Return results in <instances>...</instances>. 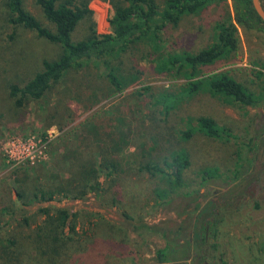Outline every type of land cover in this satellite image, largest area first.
Wrapping results in <instances>:
<instances>
[{"label":"rangeland","instance_id":"obj_1","mask_svg":"<svg viewBox=\"0 0 264 264\" xmlns=\"http://www.w3.org/2000/svg\"><path fill=\"white\" fill-rule=\"evenodd\" d=\"M156 1L163 8L166 0ZM24 7L54 30L34 0H24ZM89 8L92 16L78 24L72 34L74 42L87 37L92 24L99 34L111 31L109 2L93 0ZM233 17V2L220 0L195 14L184 15L176 26H168L163 32L161 52L157 53L148 41L136 44L113 61L114 66L139 72L136 83L121 93L113 94L103 77V66L90 63L68 74L44 99L26 100L18 108L10 87L27 83L42 70L43 61L57 59L62 49L13 25L8 9L0 1V253L10 246L6 240L16 241V247L10 250L33 253L36 244L29 237L36 236L35 231L45 219L39 210L49 208L51 212L67 209L70 227L75 228L73 239L64 244L55 264H264V107L239 104L207 87L181 97L168 114L155 100L162 93H180L193 81L221 73L264 99L261 24L254 29L238 27V50L228 58L198 67L192 79L188 67L182 73L174 69L160 73L156 68L160 55H193L208 48L216 40L217 26L232 22ZM200 118L212 120L219 135L209 136L202 131ZM88 124L115 138L121 131L123 135L131 131L128 142L120 141L119 153L115 155L111 150L108 154L118 168L104 173H112L110 176L100 175L104 191L99 198L88 194L84 200L59 197L53 202H40L35 198L39 186L47 181L62 185L66 176L78 171L86 156L76 152L84 142L92 141ZM187 131L192 132L190 138L183 136ZM32 136L41 138L47 159L34 165L9 162L5 143L11 138ZM179 152L188 158L182 170L181 194L160 176L140 171L147 161L170 162ZM250 182L256 184L257 195L245 204V196L242 203L237 199L232 202L219 234L211 223L206 237V216H200L195 230L200 225L197 234L202 240L194 242L197 245L186 258L157 263L158 249L168 243L177 247L188 239L193 230L188 221L201 210L199 202L206 208L213 198H219L215 188L229 186L232 191L242 192L251 189ZM163 188L167 190L165 195ZM163 198L168 201L166 205H161ZM140 223L158 231L149 233L139 228ZM5 258L0 255V264H9Z\"/></svg>","mask_w":264,"mask_h":264},{"label":"trees","instance_id":"obj_2","mask_svg":"<svg viewBox=\"0 0 264 264\" xmlns=\"http://www.w3.org/2000/svg\"><path fill=\"white\" fill-rule=\"evenodd\" d=\"M0 1L8 9L10 22L13 25L30 30L39 38L58 44L62 49L57 59L43 61L42 70L27 83L19 87L15 85L10 87V95L15 106L21 108L26 100L44 99L68 74L79 72L90 63L98 68L104 67L103 77L110 85L113 94L123 92L136 83L139 72L134 68L122 69L118 65L114 66L113 61L129 53L136 44L145 41L153 45L157 53L161 52L163 32L168 26H176L184 15L195 14L207 5L220 0H166L163 8H160L156 0H104L108 1L112 8V16L109 20L111 31L99 34L92 24L88 36L76 42L72 40V34L82 20L92 16L89 4L93 0H34L41 8L44 18L54 26V30L44 26L28 12L24 7V0ZM231 1L234 9L233 21L217 26L216 40L211 46L193 55H168L165 58L159 54L156 60L157 70L160 73H169L174 69L182 73L183 69L188 67V77L192 79L196 76L198 67L213 64L221 58H228L238 50V27L254 29L260 24L264 25L252 6V0ZM203 87H207L214 94L230 97L242 105L264 107L263 98L255 97L242 84L225 73L193 81L182 92L162 93L155 100L164 113L168 114L181 97L192 95ZM88 125L87 133L92 141L84 142V147L76 152L85 154L84 162L82 161L78 166L76 174L65 177L62 185L47 181L45 185L39 186L35 198L40 202H53L59 197L71 201L84 200L88 194L99 198L104 191L103 184L99 181L100 175L110 176L112 173H104L118 168V163L108 159V154L112 150L117 155L120 141L128 142L131 131L126 132L125 135L121 131L115 138L111 134L103 133L92 124ZM199 127L209 136L219 135L215 123L210 119L200 118ZM183 136L190 138L192 132H184ZM187 165V155L179 152L173 154L170 162L164 161L160 164L147 161L141 164L140 171L151 176H160L162 180L167 181V186L172 185L177 190V194H181V190L184 189L182 170ZM167 169H170V172L166 171ZM163 189L162 193L165 195L167 190ZM166 203L168 201L165 200L161 205ZM39 212L45 215V219L35 231L36 236L29 237L30 241L36 244L34 252L22 254L10 250L9 247H16V241L6 240L10 246L4 248L0 255L7 257L5 258L7 263L24 264L27 261V264L34 262L55 264L62 256L64 244L73 239L71 234L75 232V228L70 227L71 214L67 209L51 212L49 208H41ZM139 228L149 233L158 231L144 223H140ZM177 234L180 235V230ZM200 239L202 240L198 234H195L194 242L197 243ZM190 246L188 239L177 247L168 243L163 249L156 251V261L166 263L184 260L190 251Z\"/></svg>","mask_w":264,"mask_h":264},{"label":"flooded vegetation","instance_id":"obj_3","mask_svg":"<svg viewBox=\"0 0 264 264\" xmlns=\"http://www.w3.org/2000/svg\"><path fill=\"white\" fill-rule=\"evenodd\" d=\"M264 4V0H262V5ZM260 169V167H259ZM251 185H253L251 187L250 190H241L242 192H240V190H235L232 191V189L227 186L224 188H215L218 191V195L219 198H213L210 202V206L205 208V205H201V202L198 203V205L200 206L199 211L196 212L195 216L192 218L191 221H188L191 225H192V229L191 233L188 235V242L191 243L190 246V250H193L195 248V246L197 244L194 243V237L195 234L200 232V225L198 226V229L195 230V226L197 223V219L200 216H206V222L203 225L204 228V232L206 233V237H207V233L209 232V225L213 223L216 234H219V232L221 231V229L223 228L224 224L227 222V216L225 215L228 211L231 210V208H233V204L234 201L237 199L239 200L240 203H242V199L243 196L244 200H243V204L247 203V201H251L253 200L254 196L257 195V189H256V184H252L250 182ZM203 191V190H201ZM196 197V196H195ZM185 199H187V201H191V199H189V197H186ZM194 200V198H193ZM245 202V203H244ZM240 204H238L237 207H239ZM236 207V209H237ZM193 207L188 208V211L192 210ZM203 213H205L204 215H202ZM212 217V218H211ZM207 239V238H206Z\"/></svg>","mask_w":264,"mask_h":264},{"label":"built area","instance_id":"obj_4","mask_svg":"<svg viewBox=\"0 0 264 264\" xmlns=\"http://www.w3.org/2000/svg\"><path fill=\"white\" fill-rule=\"evenodd\" d=\"M4 153L8 161L15 165L33 164L46 160L41 138H11L5 143Z\"/></svg>","mask_w":264,"mask_h":264},{"label":"water","instance_id":"obj_5","mask_svg":"<svg viewBox=\"0 0 264 264\" xmlns=\"http://www.w3.org/2000/svg\"><path fill=\"white\" fill-rule=\"evenodd\" d=\"M252 6L254 10L256 11L257 15L264 22V8L262 5V0H252Z\"/></svg>","mask_w":264,"mask_h":264}]
</instances>
